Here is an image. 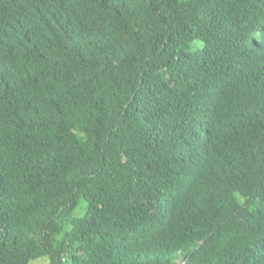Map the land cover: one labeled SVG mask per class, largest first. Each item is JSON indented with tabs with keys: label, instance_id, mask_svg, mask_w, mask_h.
I'll return each instance as SVG.
<instances>
[{
	"label": "trees",
	"instance_id": "16d2710c",
	"mask_svg": "<svg viewBox=\"0 0 264 264\" xmlns=\"http://www.w3.org/2000/svg\"><path fill=\"white\" fill-rule=\"evenodd\" d=\"M264 264V0H0V264Z\"/></svg>",
	"mask_w": 264,
	"mask_h": 264
},
{
	"label": "rangeland",
	"instance_id": "374dc122",
	"mask_svg": "<svg viewBox=\"0 0 264 264\" xmlns=\"http://www.w3.org/2000/svg\"><path fill=\"white\" fill-rule=\"evenodd\" d=\"M29 264H48L46 259H38L35 261H31Z\"/></svg>",
	"mask_w": 264,
	"mask_h": 264
}]
</instances>
